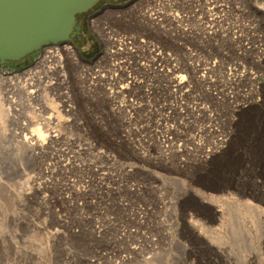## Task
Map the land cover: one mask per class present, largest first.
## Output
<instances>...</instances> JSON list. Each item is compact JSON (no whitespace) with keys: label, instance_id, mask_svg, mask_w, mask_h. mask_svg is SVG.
I'll return each instance as SVG.
<instances>
[{"label":"rangeland","instance_id":"obj_1","mask_svg":"<svg viewBox=\"0 0 264 264\" xmlns=\"http://www.w3.org/2000/svg\"><path fill=\"white\" fill-rule=\"evenodd\" d=\"M225 1L215 22L166 40L164 76L135 68L130 127L101 97L100 130L80 90L70 117L46 90L1 100L0 264H264V0L244 14ZM105 12L89 19L117 22ZM78 48L90 59L98 45ZM51 111L56 132L37 143Z\"/></svg>","mask_w":264,"mask_h":264},{"label":"bare ground","instance_id":"obj_2","mask_svg":"<svg viewBox=\"0 0 264 264\" xmlns=\"http://www.w3.org/2000/svg\"><path fill=\"white\" fill-rule=\"evenodd\" d=\"M230 1V6L234 5L239 14L245 13V0ZM219 2L221 4L217 6ZM228 5L225 0H128L120 6H104L102 9L105 13L118 14L117 22L100 24L89 19L88 23L94 28V33L91 30L90 32L98 45V50L92 58L83 59L76 48L65 42L44 46L27 64L12 68V73L3 74L0 70V102L6 99L14 107L16 99L12 98L13 92H21L27 95L29 100L37 97L48 101L44 97L46 90L59 112L70 117L77 112L75 92L80 90L86 95L83 104L85 113L93 119H89L91 123L99 125L100 130L101 97L110 101L109 105L113 110L126 113L124 124L130 127L132 114L125 107H129L134 98L126 91L136 83L133 77L135 68L144 70L150 76H164L162 63L170 56L166 40H178L186 33H194L197 27L203 24L202 19L210 23L215 22L220 18L217 8L220 7L219 10L225 13L228 11ZM126 13L131 14L128 19L129 14ZM94 17L96 15L92 18ZM127 26L133 31L121 28ZM138 30L145 31V34L138 33ZM152 37H159L161 41ZM72 76L75 77V82L71 81ZM0 104L2 120L7 110ZM54 114L51 111L41 122L35 124L33 130L37 135V143H43L51 138L50 133L56 132L55 128L59 124L55 118H51ZM31 140L32 138L30 144ZM259 214L262 216L263 227L255 224L254 228L259 238L263 239L264 212L260 211ZM198 229L200 231L201 226ZM249 238L250 236L248 248L241 247L235 241L234 243L238 249L243 248L244 253L248 252L254 256ZM236 262L237 256L233 253V263Z\"/></svg>","mask_w":264,"mask_h":264},{"label":"water","instance_id":"obj_3","mask_svg":"<svg viewBox=\"0 0 264 264\" xmlns=\"http://www.w3.org/2000/svg\"><path fill=\"white\" fill-rule=\"evenodd\" d=\"M99 0H0V65L25 62L48 44L67 42L75 17Z\"/></svg>","mask_w":264,"mask_h":264},{"label":"flooded vegetation","instance_id":"obj_4","mask_svg":"<svg viewBox=\"0 0 264 264\" xmlns=\"http://www.w3.org/2000/svg\"><path fill=\"white\" fill-rule=\"evenodd\" d=\"M107 5H112V3L109 2L108 0H99L93 5L92 8H90L85 13L77 14L75 17V25L79 26V29L78 30L73 29L68 41L65 43L71 44L74 47V49L76 48L78 53L80 54L78 47H80L81 44L85 43L86 41H90L92 39V34L90 32L89 25H88L89 18L91 17V15H94L93 13L99 12L104 6H107ZM53 44H58V43H53ZM31 59H32L31 55H27L25 57V62L23 64H20L17 61H8L6 62V65H3V66L7 68H19V67L24 66Z\"/></svg>","mask_w":264,"mask_h":264}]
</instances>
